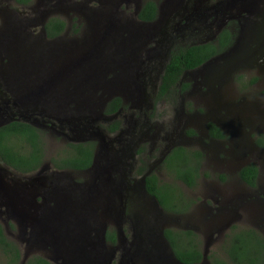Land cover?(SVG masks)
Listing matches in <instances>:
<instances>
[{
    "label": "water",
    "instance_id": "water-1",
    "mask_svg": "<svg viewBox=\"0 0 264 264\" xmlns=\"http://www.w3.org/2000/svg\"><path fill=\"white\" fill-rule=\"evenodd\" d=\"M7 1L11 5L0 4V129L22 122L52 131L48 122L38 118L47 116L55 119L60 128H68L72 137L63 129L57 132L71 142L83 143L92 136L99 138L100 153L95 156L93 180L88 183L74 182L67 172H51L50 165L33 174L20 175L0 159V223L6 232L10 222L18 228V239L25 244L20 264H26L34 248L46 253L44 258L52 264H107L102 256L107 223L99 220L98 224L95 217L104 204L102 188H110L112 183V190L116 191L109 173L121 166L106 154L110 163L100 166L102 150H110L107 149L111 136L102 130L90 134L88 127L95 122L97 110L118 93L122 82L116 78L107 80L112 71L122 69L125 84L136 91L140 101L145 100L144 87L139 82L143 76L140 51L146 44V35L152 38L159 31L165 36V30L158 29L155 22L140 21L141 6L134 13V22L123 26L112 10L116 0H99L100 11L93 13L91 27L88 24L90 41L87 42L88 38L82 45L77 43L73 50L58 51L62 38L50 40L45 29L55 12L45 4L46 0L37 5L41 9L33 6L27 10L14 6L15 0H3ZM193 1L191 9L186 6V0H171V5H163L160 22L167 21L171 12L178 10H193L203 15V11H214L220 31L231 21L243 20L233 46L208 60L199 70L204 81L223 83L236 72L264 69V0H216L210 6L207 2L211 4V0ZM28 11L35 16L19 19ZM32 27H40L38 35L29 31ZM122 30H127L125 38ZM111 47L116 52L125 51L127 60L123 64L108 54ZM127 65L132 69V77L127 73ZM102 90L104 95L96 96ZM145 185L144 182L146 191ZM106 200L109 214L102 217L109 219L115 205L112 207L111 201ZM151 202L163 247L164 210L156 198L152 197ZM167 248L159 246L158 250L172 258H167L169 263L180 264L174 252L169 249L168 253ZM203 264H209L207 254Z\"/></svg>",
    "mask_w": 264,
    "mask_h": 264
},
{
    "label": "flooded vegetation",
    "instance_id": "flooded-vegetation-1",
    "mask_svg": "<svg viewBox=\"0 0 264 264\" xmlns=\"http://www.w3.org/2000/svg\"><path fill=\"white\" fill-rule=\"evenodd\" d=\"M215 1L211 0V4L210 1L207 3L210 6L215 4ZM129 3H125L127 9ZM156 4L157 18L148 23L155 22L158 29H164L166 34L163 36L157 31L152 38L146 35V44L140 51L142 83L146 86V93L149 89L154 101L169 99V102L175 105L171 107L168 119L164 120L170 125L171 131L167 132V127L147 128L150 135L145 136L146 119L154 112V101L146 103V100H143L142 103H131L128 107L127 102L121 99V107L109 114L107 107L114 99L112 98L102 109L97 110L95 122L88 127L90 134L98 133L104 126V131L111 136L108 138L107 149L110 150H102L100 163H110L106 154L121 166L113 176L116 183L115 192L121 193L118 195L120 201L115 199L117 202L114 211L109 216V223L115 227L113 232L116 241H108L106 222V246L102 249V256L107 264H171L167 259L171 257L164 256L158 250L159 246L162 249L167 248L165 245L167 244L176 257L172 244L166 237V231H171L178 249L192 252L194 247L199 248L203 257L199 263L189 258L193 264H203L206 254L209 264H213L214 260L227 262L223 249L230 244L231 238L237 232L255 229L237 226V223H245L240 213L248 211L253 219L261 221V227L258 226L255 230L264 238V192L261 187L258 162L260 152L264 151V146L259 144V140H264V69L255 68L261 77L254 76L247 79L249 70H243L234 73L226 82L211 84L204 81L199 73L207 60L194 69L185 70L179 82L162 94V82L172 52L186 49L188 46L214 43L232 23H236L234 27H238V32L236 29H231L237 33L235 43L243 20L231 21L220 31L219 20L214 11H203L205 14L203 15L193 10L187 12L178 10L171 12L167 21L160 22V9L165 4L159 3V0ZM193 4V0H186L188 9H191ZM142 7L141 5L140 9ZM122 13L124 14L123 11ZM64 34L56 39L63 38ZM166 44L169 45L167 50ZM253 78L258 80L250 84ZM253 87H258L257 92H248V89ZM103 95L104 93H98V97ZM38 118L48 122V125L56 130H44L52 138L54 147L59 145V142L60 149L71 144L93 143L94 162L95 156L100 153L99 138L92 136L86 142L74 143L57 132L63 129L64 133L72 137L67 127L60 128L55 119L47 116ZM129 122L132 124L127 128ZM214 128L223 136L220 137ZM147 140H152V143L146 144ZM197 153L200 155L198 157H201V174L197 184L190 188L180 181H175L173 178L175 174L169 171L168 167L175 165L181 157L189 160L191 165H196ZM216 160L218 166L213 164ZM93 162L90 168L79 171L55 170L50 162L49 165L51 171L74 172L78 177L83 178L82 183H86L93 179L95 171ZM100 166L104 165L100 164ZM250 166L258 168L254 186L241 176L243 169ZM206 168L211 169L214 174L223 172L226 177L219 176L221 183H210L211 180L207 179L204 173ZM151 176H155L159 184H169L171 188L183 194L181 196L177 193L175 200L176 207L179 206L178 209L182 210V213L173 215L165 212L161 207L166 220L165 228L161 232L165 241L163 247L162 239L159 238V229L154 224L156 214L151 198L156 196L150 194L147 189V180ZM228 178L233 180L227 181ZM144 182L146 191L143 188ZM138 200L142 202L137 203ZM130 203H135L137 210L140 205L139 213L133 220L127 216ZM100 213L99 210L95 217L98 224L101 220ZM151 216L154 218L149 221ZM119 220L120 223L117 224ZM180 239L185 243L179 242ZM169 249L168 253H170ZM178 261L180 264H185L179 259Z\"/></svg>",
    "mask_w": 264,
    "mask_h": 264
},
{
    "label": "trees",
    "instance_id": "trees-1",
    "mask_svg": "<svg viewBox=\"0 0 264 264\" xmlns=\"http://www.w3.org/2000/svg\"><path fill=\"white\" fill-rule=\"evenodd\" d=\"M35 0H15L14 6L21 9H28L34 5ZM157 4L155 0H146L143 5L139 20L145 23L152 22L157 18ZM236 23L230 24L218 37L214 43L198 46H188L186 49H177L172 52L171 61L167 67L165 77L162 82V94L167 92L170 87L175 86L181 78L183 72L187 69H194L202 65L212 57H216L227 51L233 46L237 33L231 29ZM231 27V28H230ZM47 36L50 40L62 36L67 31V23L60 17H52L45 26ZM80 27L75 28L78 32ZM242 79V77L240 78ZM258 78H253L250 84H254ZM121 107V99L116 98L110 102L107 107V113L112 114ZM220 137L221 132L214 128ZM47 131L37 129L30 124L22 122H14L0 129V159L9 168L20 175H30L38 172L46 162L50 161L55 170L79 171L86 170L91 167L94 156V144L67 145L60 149L55 156L48 158V140ZM264 138V137H263ZM259 144L264 146V140H259ZM197 153L198 162L191 165L190 161L184 158H178L175 165L169 166L168 170L173 172L174 180L184 183L192 188L197 184L200 177L201 157ZM241 176L249 184L254 186L255 178L258 176V168L250 166L241 172ZM147 189L150 194L156 196L161 207L167 213L178 215L183 211L176 207L177 199L176 191L169 184H159L155 176H151L147 180ZM183 194H181L182 196ZM179 196V195H178ZM11 230L15 226L10 223ZM166 237L171 242L176 253V257L185 264H193L189 258L195 259L199 263L202 254L199 248L194 247L192 252H185L178 249L175 239L171 235V231H166ZM108 241L115 242L116 237L113 231L107 234ZM179 242L185 243L183 239ZM227 262L214 260L213 264H264V238L255 229L237 232L231 238L230 244L224 247ZM0 257L4 260L1 264H20L22 261V252L19 246L6 234L4 226L0 223ZM26 264H52L43 256H33Z\"/></svg>",
    "mask_w": 264,
    "mask_h": 264
},
{
    "label": "rangeland",
    "instance_id": "rangeland-1",
    "mask_svg": "<svg viewBox=\"0 0 264 264\" xmlns=\"http://www.w3.org/2000/svg\"><path fill=\"white\" fill-rule=\"evenodd\" d=\"M43 0H35L34 1V7H38L37 5H39ZM81 0H46L47 5H50L49 9L54 13V17H60L62 19H64L67 23V31L66 34H64L62 41L59 42L58 44V51H63L64 48H66L67 50H73L76 49V44H80L82 45L83 42H85L88 38L89 40L87 42L90 41V38H92L91 36V30L89 28V25L91 27V22L93 19V13L96 11H100V4H99V0H86V2H80ZM156 2H158V0H155ZM127 2L129 3V9L126 8V4ZM146 2V0H116V4L115 6L112 8L113 13L120 19L121 21V25L126 26L129 23H133L134 22V13L136 11V9L139 6H143L144 3ZM159 3H161L162 5L169 3L170 5L172 4L171 0H159ZM0 4L2 5H11L10 1H7L6 3L3 2V0H0ZM32 6V7H33ZM42 7V6H41ZM41 7H38L41 9ZM27 10V9H25ZM121 11L124 12V14H121ZM114 15V16H115ZM35 15L30 13L29 11L26 12L25 14H21L19 16V19H29L31 17H34ZM88 19V22H87ZM89 24V25H88ZM80 27L78 32H75V28ZM101 30V29H100ZM29 31L33 34V35H38L40 32V27H32L29 29ZM123 33V37L125 38L128 34L126 33L127 30H122L121 31ZM88 34V36H86ZM82 35V36H81ZM109 41V40H107ZM110 42V41H109ZM66 46V47H65ZM169 48V45L166 44V50ZM79 49H82V47H79ZM57 51V52H58ZM109 51V50H108ZM111 55L112 59L116 60L118 62V64H123V61L127 60V54L125 53V51H119L116 52V50L111 47L110 52L108 53ZM127 70H128V75L130 77H132V69L129 68V65H127ZM142 71V70H141ZM141 71H139V73H141ZM246 77L247 79H250L252 77H261L259 71L252 69L247 71ZM118 79L120 80V85L117 89L118 93L113 97L114 99L116 98H120L123 99L127 102V106L130 107L131 103H135L137 104L138 102H142L139 100V98H137V93L134 89L129 88L125 83H126V75L125 73H123L122 69H117L115 72H111L108 76H107V80H113V79ZM139 82L141 84H143L142 87H144V98L146 100V103L148 102H153L154 98H152V94L149 91V89L147 90L148 93H146V86L144 83H142V77L139 79ZM257 88H251L250 90L248 89V92L251 93H256L257 92ZM103 94V90L99 91ZM98 92V93H99ZM97 93V96H98ZM113 99V100H114ZM155 103V108H154V112L149 116L148 119H146V134L145 136H149L150 132H147L148 129L147 128H158V127H167V132H170V125H168V123H166V119H168V114L170 112V109L172 106H175L174 104H171L169 102V99H158L156 101H154ZM129 113V112H127ZM131 114V113H130ZM168 121V120H167ZM131 122H129L128 125H126L127 128L131 127ZM105 128L104 126H102V131H104ZM166 132V133H167ZM164 134V133H163ZM252 136V134H251ZM152 143V140H147L146 144H150ZM60 149V142L59 145H56L54 147L53 143H52V138L50 137L48 140V158L50 159L51 157L56 155L57 150ZM260 159V161H259ZM49 162H46V164L44 166L49 165ZM132 164L134 163L133 160L130 161ZM258 162H259V170H260V182H261V187H262V191L264 192V151L260 152V157L258 158ZM100 164L106 165L105 162H102ZM213 164L218 166V161L216 160L215 162H213ZM43 166V167H44ZM214 166V165H213ZM51 171V168H50ZM52 172V171H51ZM115 171H111L109 173L110 179L111 181H114V174ZM204 173L207 177V179L211 180L210 183H214V182H220L219 181V176H224L226 177V174H224L223 172H216L214 174V172L211 169L206 168L204 170ZM68 176L72 177L74 182L76 183H82L83 178L82 177H78V175L74 172L72 173H68ZM232 177V176H231ZM88 180V179H87ZM93 179H91L92 181ZM232 178H228L227 181H232ZM89 180L86 182L88 183ZM224 182V181H222ZM221 183V182H220ZM113 185L112 183H110V188H102L103 190V198H104V204L103 207L100 209V214H101V220L103 222H107L108 223V232L110 231H114V226L112 225V223H109V219H105L106 217H102L103 215H108L109 214V209H107L108 206V201L106 200V198H108L111 203H112V207L115 205V202H117V200L115 201V199L117 198L118 201H120L119 199V193L120 192H114L112 190ZM141 200H138L137 203H141ZM120 204V203H119ZM139 207L140 205H138V210L137 207L135 205V203H130L128 208H127V216H129L131 218V220H133L136 216L137 213H139ZM245 212V211H244ZM240 215H243V219L245 221L244 224L242 223H237V226H245L248 228H257L258 226L261 227L260 220H255V218L253 219V217L251 216V214L246 211L245 213H240ZM255 215H261V214H255ZM231 216H234V214H231ZM154 217H149V221H151ZM12 223V222H10ZM15 226L14 230H11V228L8 230V232H6L7 236L9 237L10 240L14 241L19 248L21 249L22 255L25 252V244L21 243L18 239L19 236V232H18V228L17 226L12 223ZM264 233V231H263ZM50 250V248H47ZM214 250V249H212ZM30 254H29V258H32L33 256H43L45 255L43 251L40 250H36L35 248L30 250ZM27 260V261H28ZM4 260L0 257V264L3 263Z\"/></svg>",
    "mask_w": 264,
    "mask_h": 264
}]
</instances>
